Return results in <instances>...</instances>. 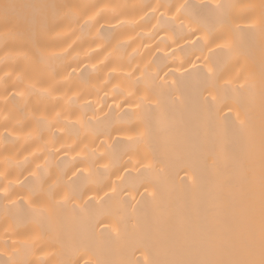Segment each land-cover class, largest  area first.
<instances>
[{
  "label": "bare ground",
  "instance_id": "1",
  "mask_svg": "<svg viewBox=\"0 0 264 264\" xmlns=\"http://www.w3.org/2000/svg\"><path fill=\"white\" fill-rule=\"evenodd\" d=\"M12 2L23 5L26 28L47 27L49 59L41 64L38 52L0 33V187L10 197L0 194V264L201 258L208 234L235 228L249 197L258 220L264 0ZM217 3L240 7L225 24ZM63 5L73 7L54 15ZM229 40L239 66L255 74L251 88L240 87L236 59L217 47ZM29 83L52 95H20ZM32 172L52 190L45 203L69 194L54 208L58 240L51 231L33 239L48 221L21 199Z\"/></svg>",
  "mask_w": 264,
  "mask_h": 264
},
{
  "label": "snow or ice",
  "instance_id": "2",
  "mask_svg": "<svg viewBox=\"0 0 264 264\" xmlns=\"http://www.w3.org/2000/svg\"><path fill=\"white\" fill-rule=\"evenodd\" d=\"M23 5L12 2V0H2L0 2V33L2 38L7 43L9 39L19 42L23 47L31 50H35L39 53V62L41 64L48 63V55L45 46L43 45V35L48 31L45 26L43 29L37 30L35 27L29 29L25 27L24 19L18 14V9L22 8ZM40 7H47V5H41ZM56 8L54 15H59L60 10L64 7L71 8L73 6H53ZM240 7L238 4L230 3H217L215 5V13L218 19L223 23L228 22V12L231 9ZM163 15V13H162ZM93 17H89L92 19ZM250 27L255 28L256 24L253 23ZM239 28L237 27V31ZM259 31L264 36V13H262L261 21L259 24ZM199 39V37H197ZM219 48H226V55L229 59L235 58L238 66L236 73V82L240 84L241 88H251L254 86L255 74L252 71L245 72L244 67L239 66V57L242 55L239 46L229 40L225 43L218 44ZM240 77H243V82L240 81ZM209 80L215 82L219 79L215 70L210 69L208 72ZM264 87V83H262ZM39 91L41 96H51L52 91L49 88L38 87L35 83H29L26 86L24 92L19 93L20 95H31L34 92ZM216 96H212V100L215 101ZM204 102L208 103V97H204ZM140 107V105H137ZM60 119V113L56 114L57 122ZM239 119V117H238ZM45 120V117L41 116L37 119V124L40 125ZM241 131L244 132L248 129V124L245 119H239ZM83 126V125H82ZM145 133H140L136 138V142L140 143L143 141ZM223 151V149H222ZM47 163V161H46ZM42 166L37 165V169ZM77 172L80 169L76 170ZM31 175L35 177V182L32 187L28 190V199H24V203L27 204L28 208L32 210L33 216H39L45 218L47 214V224L40 223V231L33 237L34 240L41 239L45 232L51 231L56 233L57 240L59 239V233L55 221L54 208L61 207L70 199L69 194L65 193L62 200H57L55 205L47 204L40 198L42 196H48L49 199H53L51 188H45V181L42 176L37 172H32ZM76 176V172L73 173ZM7 177H5L6 179ZM72 177H69L71 180ZM248 179V178H246ZM248 182L254 183V175L248 179ZM54 183H58L54 181ZM23 187V183L21 184ZM116 191L115 187L112 189ZM0 194L8 197V187H0ZM13 205H16V201H11ZM15 264V261H12ZM79 264V262H77ZM85 264H88L85 261ZM96 264H106L103 261H97ZM145 264H264V146H262V159L260 164V177H259V208H258V220H257V206L255 199L249 197L248 202L241 210V218L237 223L236 227L229 232H225L222 228L216 229L214 232L208 234L206 243V254L201 258L191 259H146Z\"/></svg>",
  "mask_w": 264,
  "mask_h": 264
}]
</instances>
